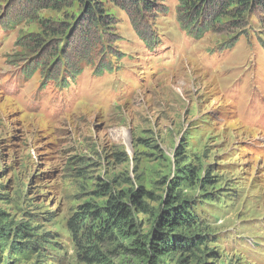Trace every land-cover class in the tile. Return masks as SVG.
Returning a JSON list of instances; mask_svg holds the SVG:
<instances>
[{
	"label": "rangeland",
	"instance_id": "374dc122",
	"mask_svg": "<svg viewBox=\"0 0 264 264\" xmlns=\"http://www.w3.org/2000/svg\"><path fill=\"white\" fill-rule=\"evenodd\" d=\"M103 2L105 23L83 25L77 3L0 0V225L28 233L20 251L0 240V261L148 264L92 214L143 187L142 232L172 194L198 220L177 232L207 236L157 264H264V11L213 24L184 21L183 0Z\"/></svg>",
	"mask_w": 264,
	"mask_h": 264
},
{
	"label": "trees",
	"instance_id": "16d2710c",
	"mask_svg": "<svg viewBox=\"0 0 264 264\" xmlns=\"http://www.w3.org/2000/svg\"><path fill=\"white\" fill-rule=\"evenodd\" d=\"M107 1L119 5L125 1L136 11H140L141 9V11L145 12L151 11L156 3V0ZM28 3L34 7L36 12L43 9L62 10L65 7L73 6L74 3H77L82 7L83 12L76 22L79 24L82 23L83 25L105 23V4L103 0H28ZM182 4L185 9L183 11L184 17L186 18L184 21H189L192 13L197 14L198 19L200 16L205 15L206 12H209L210 15L213 14V24H222L225 16L243 15L252 7H260L264 11V0H183ZM41 24L43 32L49 33L50 35L62 34L65 28L70 27L63 22L58 23L45 19L42 20ZM30 41H33L38 46H41V42H43L40 38L33 37L30 38ZM55 47L57 48L58 45ZM177 154H180V152H177ZM187 170L192 176L196 173L195 168H187ZM186 173L185 170H182V174ZM202 181L211 183L213 180L203 179ZM148 198H153V194L143 187H139L130 192L128 196L111 195L104 207V211L97 209L92 212V214H97L95 219H101L100 235H114L122 240H128L130 249L138 256L146 258L148 264H157L160 257L168 256L173 252H193L205 243L207 236L198 233L192 234L189 232L187 235L177 232L181 227L191 230L197 225L198 220L196 216L191 214L190 208L192 206L190 203L187 200L180 202L179 197L172 194L167 195L164 203L165 206L156 218V224L153 230L150 233L142 232L139 228L137 213L148 212L149 208L146 202ZM85 213L88 212H83V215L79 218L82 221H85L84 219L89 217ZM83 224L82 222L81 225ZM74 225L77 226V223L72 226L74 227ZM77 227L79 228V226ZM13 235L16 239L13 240L12 246L20 251L22 249L21 246L24 245L23 243H27L18 240L28 235L25 228H19L13 231L8 222L0 225V240H10ZM88 247L92 254L98 253L95 249L96 244ZM0 264L12 263H2L0 261Z\"/></svg>",
	"mask_w": 264,
	"mask_h": 264
}]
</instances>
